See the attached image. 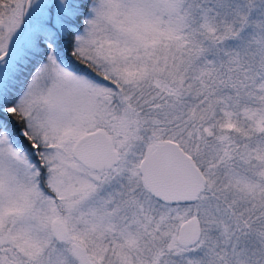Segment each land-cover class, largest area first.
<instances>
[{
  "label": "snow or ice",
  "instance_id": "snow-or-ice-1",
  "mask_svg": "<svg viewBox=\"0 0 264 264\" xmlns=\"http://www.w3.org/2000/svg\"><path fill=\"white\" fill-rule=\"evenodd\" d=\"M0 264H264V0H0Z\"/></svg>",
  "mask_w": 264,
  "mask_h": 264
}]
</instances>
